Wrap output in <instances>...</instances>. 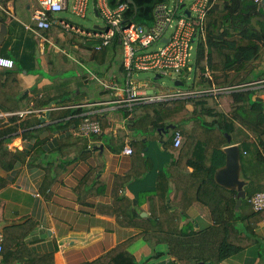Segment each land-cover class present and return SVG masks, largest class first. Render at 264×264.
<instances>
[{
  "label": "crops",
  "instance_id": "obj_1",
  "mask_svg": "<svg viewBox=\"0 0 264 264\" xmlns=\"http://www.w3.org/2000/svg\"><path fill=\"white\" fill-rule=\"evenodd\" d=\"M72 1L69 0L70 6ZM94 2L90 1L87 11L91 8L95 17L100 18ZM37 6V0H0V57L14 61L13 68H0V129L18 126L16 131L4 136L9 139L6 146L10 152L26 154L24 163L17 162L8 173L0 172V176L7 180L6 187L0 190V234L5 245L2 263H91L134 238L126 250L138 264H179L170 255L166 244L137 237L142 229L120 224L117 213L113 211L124 200L131 208L128 214L132 215L134 211L140 218L150 219L153 212L154 217L174 219V228L178 231L193 233L211 228L210 211L195 199L197 185L186 178L192 174L193 168L180 165L169 170L183 151L186 138L182 134L181 147L175 148L169 144V140L174 138V128L165 133L160 129L157 137H152L154 130L148 124L143 130L128 123L132 116L125 118L124 109L141 114L144 112L136 107L154 101L116 104L113 103L115 91L101 86L99 78L115 81L123 99L127 97L126 78L119 67L120 52L113 56L111 64L100 65L94 60V39L68 32L58 25L48 30L39 29L32 20ZM70 6L63 12L71 13ZM61 13L56 17L76 27L89 31L97 29L98 25L88 29L74 24ZM257 27L261 29L259 24ZM257 27L255 30L259 31ZM62 31L70 33L66 43L74 46V55L58 47ZM74 36L79 37L78 42ZM89 42L90 45L87 44ZM89 62L96 64V68H90ZM191 65L193 70L186 73L183 80H192L193 90L213 89L199 84L206 71L212 72L203 61L204 72L201 73L196 65V50ZM72 66L73 75L68 74L73 70ZM251 68L246 83L230 88L256 91L252 100L259 97L264 102V52ZM135 80L139 82L140 93L148 95L140 80ZM214 88L221 89L215 85ZM229 94L225 91L212 94L207 99L213 108L229 114L232 107ZM192 108L191 104L185 106L187 111H192ZM76 110L79 112L74 114ZM66 111L72 113L66 114ZM14 117L17 120L12 122ZM84 117L98 119L95 121L100 123L102 131L97 139L73 134V129ZM211 118L206 117L208 122L213 120ZM22 123H27V126L20 127ZM246 134L248 142H256L253 134L249 131ZM239 137L242 141L243 135ZM233 144L239 147L241 154L240 143ZM165 145L169 147L165 148ZM125 148H131L132 153L127 154ZM251 158L253 161L255 156ZM185 161L186 158L181 163ZM205 164H210L209 157ZM48 167L54 180L42 188ZM254 172L263 187L258 192H264V167ZM240 176L246 181L245 190L249 180L243 177L242 166ZM148 197L152 198V211ZM251 212H254L251 204L242 210L246 214ZM27 222L35 227L23 239L21 233L8 234V239L5 238L6 228ZM255 234L260 239L258 244L217 264H264V256H260L264 247V221L257 224ZM101 263L108 264V261Z\"/></svg>",
  "mask_w": 264,
  "mask_h": 264
},
{
  "label": "trees",
  "instance_id": "obj_2",
  "mask_svg": "<svg viewBox=\"0 0 264 264\" xmlns=\"http://www.w3.org/2000/svg\"><path fill=\"white\" fill-rule=\"evenodd\" d=\"M165 1L133 0V4H129L125 16L138 25L149 26L148 23L153 22L155 5ZM120 3L109 0L112 7ZM215 11H220V18L216 19L213 24H205V38H199L195 46L197 67L203 73L204 67L201 66V63L206 61L212 72L210 78H206L203 74L199 84L203 87L215 85L221 88L242 85L248 81L252 72L251 65L259 60L264 52V34L247 25L252 16L248 0H216L207 16ZM93 52L94 60L100 65L111 64L113 56L120 52V44L117 38H114L110 45L100 50L94 49ZM119 67L125 75L122 63ZM182 82L184 84L185 80ZM193 88V84H191V89ZM228 91L232 99L229 114H224L213 108L208 100L212 97L210 95L141 104L136 107L137 110L140 109L144 112L141 114H136L137 111L132 109H124V117L128 118L131 115L132 118L128 123L133 124L136 129L145 130L148 124L151 130H160L170 124L175 126L172 136L175 135V132H179L186 138L183 151L178 160L169 166V170L179 168L180 165L181 167L189 165L193 168L192 174L186 178H190L197 185L195 199L209 209L213 226L205 231L193 233L186 230L178 231L174 228L176 225L174 219L154 217L153 212H151L153 217L150 219L140 218L134 211H132V215L128 214L131 208L129 203L124 200L115 206L113 211L117 213L116 218L120 224L142 229L137 237L155 241L157 244H166L170 255L175 257L179 264H217L258 244L260 240L255 234V228L258 223L264 221V210L249 214L242 213V210L246 205H250L248 201L254 193L263 190L261 179L256 176L254 171L264 167V102L259 97L252 100L256 91L237 90L236 88H230ZM154 103L159 105L170 103L171 106L159 111L155 108ZM187 104L192 105V111L185 110ZM78 112L76 110L73 113ZM64 113L71 114L72 112ZM203 115L212 117L213 120L208 122L203 117L201 120L199 116ZM11 120L14 122L17 117ZM35 122L39 123L38 120ZM189 124L191 125L188 126ZM25 126L27 123L20 124L22 128ZM17 129L18 126H7L0 129V172L8 173L17 162L24 163L26 161L24 152H10L6 146L9 139H5L4 136L10 135ZM246 131L253 134L255 143L245 139ZM99 134L92 136L97 139ZM241 134L243 135L242 141L239 137ZM228 136L231 137V144L240 143L243 177L249 180L245 189L246 199L242 201L238 211L234 209L236 193L219 186L213 178L215 170L224 164L225 154L222 147L228 145ZM169 144L173 146V137L169 140ZM198 146L200 147L195 148ZM168 147L165 145V148ZM187 152L191 155L189 156ZM252 155L255 156L253 161ZM208 157L210 164L207 166L205 159ZM184 158L186 161L181 163ZM46 169L42 188L54 180V176L51 174L52 170L50 171L49 167ZM174 182L177 184L175 180ZM6 185V178L0 176V190L4 189ZM151 199L148 197L147 202L152 211ZM34 227L27 222L6 228L5 238L8 239V234L21 233L23 236L20 237L23 239ZM133 240L134 238H131L120 244L101 259L83 264H102L103 260H107L108 264H138L134 256L126 250ZM3 244L4 242H2V256L5 250ZM260 256H264V247Z\"/></svg>",
  "mask_w": 264,
  "mask_h": 264
},
{
  "label": "built area",
  "instance_id": "obj_3",
  "mask_svg": "<svg viewBox=\"0 0 264 264\" xmlns=\"http://www.w3.org/2000/svg\"><path fill=\"white\" fill-rule=\"evenodd\" d=\"M38 6L32 13V20L39 29L48 30L58 25L68 32H74L97 43L95 50L110 45L114 38L120 44L121 63L125 70L126 94L123 99L117 82H107L98 79L105 89L115 91L113 103L130 105L139 101H171L176 99L193 98L200 95H212L227 92L230 88H214L211 90H175L172 93H161L148 96L141 94L139 82L133 78L135 72H153L156 77L170 76L174 80L182 81L186 73L193 70V56L196 42L205 38V19L216 0H166L158 3L153 9V22L150 26H141L128 20L125 16L129 9L127 2L114 7L109 0H95V10L103 21V26L94 30H85L59 19L56 14L67 10L69 0H37ZM91 0H73L71 13L85 18ZM189 12V15L186 12ZM167 39V42H163ZM14 61L0 57V68H13ZM204 76L210 78L208 71ZM190 80V79H189ZM101 132L98 121L84 117L81 123L73 129V134L89 138ZM182 135L175 132L173 146L180 147ZM127 154L131 148H125ZM254 212L264 210V192H256L249 199ZM2 242L0 234V264L2 263Z\"/></svg>",
  "mask_w": 264,
  "mask_h": 264
},
{
  "label": "rangeland",
  "instance_id": "obj_4",
  "mask_svg": "<svg viewBox=\"0 0 264 264\" xmlns=\"http://www.w3.org/2000/svg\"><path fill=\"white\" fill-rule=\"evenodd\" d=\"M90 7H91V5H90ZM61 15L68 18L69 20H71L72 23L83 25L85 28H88V29H92L95 25H98L101 27L104 24L100 18L95 17L93 12L91 11V8L87 11V16L85 19L77 17L75 15H72L70 12H63V13H61ZM220 16H221L220 11H215L214 13L209 14L207 16V19L205 20V24L206 25L213 24L216 19L220 18ZM148 24L150 26V25H152V22H149ZM31 25H33L35 27V24H31ZM69 34L70 33L66 32V31L60 32L58 47L59 48L62 47L63 49L67 50L70 55H74V49H75L74 46L66 43L68 41ZM74 40L76 42H78L79 37L74 36ZM87 44L90 45L91 42H89ZM88 66L90 68H96V64H94V63L89 62ZM70 73H71V75H73L74 67H73V70L68 71V74H70ZM133 78L140 80L141 87L143 89H145L147 91V94L150 96L157 95V94H159L158 92H161L164 94V93H167V92L172 91V90L191 88V81H192V80H185V83L183 84V86L177 87L174 85V80L172 79V77L162 76L159 78V77H156V74L153 72H135L133 74ZM118 79L121 83V86H123V84L121 82L122 81L121 77H119ZM94 85H95V83L91 84V87L93 88ZM159 89H161L162 91H159ZM154 102H156V101H154ZM154 106H155V108H157L160 111L161 109H165V108L171 106V104L167 103L165 105H159L158 103H154ZM168 112L173 114V112H171V111H168ZM202 117H203V119L207 120L206 117H209V116H206V115L199 116V118L201 120H203ZM209 118H211V117H209ZM157 133H158V129L154 130L152 137H157ZM138 147H141V146H138Z\"/></svg>",
  "mask_w": 264,
  "mask_h": 264
},
{
  "label": "water",
  "instance_id": "obj_5",
  "mask_svg": "<svg viewBox=\"0 0 264 264\" xmlns=\"http://www.w3.org/2000/svg\"><path fill=\"white\" fill-rule=\"evenodd\" d=\"M130 4H133V0H125ZM258 10H261L264 15V0H260L258 3ZM189 15V12H186ZM257 18H253L251 20V24L253 26L257 27ZM95 28H99L96 26ZM257 29H260L257 27ZM163 42H167V39H163ZM174 85L177 87L183 86V82L180 80H176L174 82ZM174 126H168L167 128L162 129L165 133L168 129H173ZM158 132H161L158 130ZM227 141L230 144L231 138L230 136L227 137ZM102 149V148H101ZM224 154H225V164L223 167L219 168L214 173V180L215 182L220 185L223 188H226L228 190H234L236 191V204L234 209L238 210L239 207L242 204V201L246 199V192L244 190V186L246 185V181L241 179L240 176V169H241V154L239 147L234 144L228 145L226 148H224ZM204 264V263H202Z\"/></svg>",
  "mask_w": 264,
  "mask_h": 264
},
{
  "label": "flooded vegetation",
  "instance_id": "obj_6",
  "mask_svg": "<svg viewBox=\"0 0 264 264\" xmlns=\"http://www.w3.org/2000/svg\"><path fill=\"white\" fill-rule=\"evenodd\" d=\"M260 0H248V7L252 12V16L249 18L248 26H251L255 29V26L251 24L253 18H257V24L260 25L261 29L258 32L264 33V15L261 10H258V3Z\"/></svg>",
  "mask_w": 264,
  "mask_h": 264
}]
</instances>
